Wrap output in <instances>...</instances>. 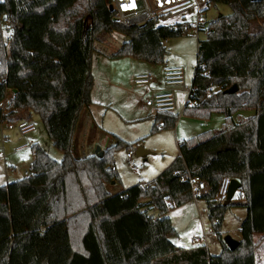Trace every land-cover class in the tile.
<instances>
[{
  "label": "trees",
  "instance_id": "16d2710c",
  "mask_svg": "<svg viewBox=\"0 0 264 264\" xmlns=\"http://www.w3.org/2000/svg\"><path fill=\"white\" fill-rule=\"evenodd\" d=\"M107 2L0 0V100L6 88L15 90L10 109L0 110V124L35 113L62 152L56 161L32 143L27 176L0 185V264H256L255 236L264 237V0H206L231 12L211 20L198 40L192 85L199 103L185 104L182 114L207 119L215 112L224 121L178 141V154L152 180L112 194L105 184L118 179L113 152L132 151L133 143L114 135L102 157L72 153L78 119L92 103L91 51L116 31L127 40L110 56L162 63L163 41L180 36L183 22L125 26ZM234 84L235 92H224ZM244 110L254 113L241 117ZM177 118L156 113L150 132L172 129ZM189 177L204 181L206 192L194 195ZM223 177L238 180L245 198L236 202L246 216L233 250L220 232L231 201L214 198ZM191 199L205 202L218 254L205 244L186 248L170 240L169 209Z\"/></svg>",
  "mask_w": 264,
  "mask_h": 264
},
{
  "label": "rangeland",
  "instance_id": "374dc122",
  "mask_svg": "<svg viewBox=\"0 0 264 264\" xmlns=\"http://www.w3.org/2000/svg\"><path fill=\"white\" fill-rule=\"evenodd\" d=\"M230 12L228 5L216 3L207 5L202 16L205 21L210 22L217 16L227 15ZM181 15L180 12L175 13L158 20L157 24L170 25L179 21L193 23L195 20L194 12L191 10L185 13L184 18H181ZM2 27H4L3 24ZM8 35V31L4 27L3 40ZM205 36L203 31L197 32L192 27L188 31H183L180 36L165 39L163 43L167 49V55L164 62L157 64L130 55L110 56L123 41L127 40V36L121 32H112L106 38L95 43L97 49L91 51L90 62L93 76V89L91 90L94 91L92 95L94 99L88 107L89 110L83 109L78 119L74 131L72 153L75 157H82L94 153L97 146L104 150L115 143L114 135L123 141L133 143V155L130 159L128 150L124 147H118L113 152L118 179L105 184L109 193H117L133 184L152 180L177 155V139L172 129L150 132L156 114L151 107L145 105L146 99L150 97V92L144 91V86L134 84L133 76L138 72H148L153 77L159 78L164 67L180 65L184 68L185 82L190 86L197 63V43ZM175 97L176 113L179 117L182 115L185 103L184 93L176 91ZM214 114L222 116L219 113ZM31 120L36 125V130L24 134L17 129V121L9 123L8 126L0 124V178L4 177L7 172L9 182L27 176L29 163L32 159L31 150L25 148L18 151L15 147L29 143L31 138L42 146L51 158L56 161L62 159L61 150L53 144L40 117L31 113ZM221 125L217 124L211 128H220ZM2 136L7 139L3 150L1 148ZM136 140L139 141L135 145ZM137 146L148 151L146 160L135 155L134 151ZM131 163L134 166H131ZM237 201L240 202V199L236 193L231 200V205L226 208L223 214L220 228L222 238L225 235L236 240L240 238L239 225L246 216V208L242 204L236 203ZM149 212L151 214L158 213L156 209ZM167 215L175 228V233L170 237L174 244L186 248L196 244H205L211 254L220 252V241L215 235L212 222L207 216L205 202L202 199L170 208ZM74 234L76 233L73 232V238ZM255 241L256 264H264V237L255 238ZM75 245L78 246L77 241Z\"/></svg>",
  "mask_w": 264,
  "mask_h": 264
},
{
  "label": "built area",
  "instance_id": "2783aa9c",
  "mask_svg": "<svg viewBox=\"0 0 264 264\" xmlns=\"http://www.w3.org/2000/svg\"><path fill=\"white\" fill-rule=\"evenodd\" d=\"M107 4L112 6L113 19L125 26L141 25L148 21H157L167 18L175 13H182L181 18L185 17V13L189 10L194 12V22H183L182 31H188L194 27L197 32L203 31L207 34L210 30V22L205 21L203 13L206 9V0H107ZM184 13V14H183ZM174 23V22H173ZM207 70L202 71L203 76L208 75ZM153 76L148 72L138 73L134 76L133 81L136 85L149 86L153 81ZM3 81V80H2ZM162 89L150 96L145 101V105L153 109L155 113L176 112L175 92L184 93L185 104L194 107L199 103L195 95L194 87L191 83L188 86L185 82L184 68L180 65L166 66L162 71ZM15 92L12 88H6L3 98L0 100V110L6 113L12 104ZM35 125L28 119L17 122V129L22 133L35 130ZM4 141V137L1 138ZM133 151L128 152V158H131ZM131 166H134L131 163ZM194 195L205 193L207 190L204 181L197 177H189ZM231 178L223 177L216 189L214 198L219 202L227 199L228 189Z\"/></svg>",
  "mask_w": 264,
  "mask_h": 264
},
{
  "label": "crops",
  "instance_id": "0c3cea01",
  "mask_svg": "<svg viewBox=\"0 0 264 264\" xmlns=\"http://www.w3.org/2000/svg\"><path fill=\"white\" fill-rule=\"evenodd\" d=\"M138 73H143V72H138ZM138 73H136V74H138ZM134 76H133V78H134ZM153 79L154 80L151 82V84L149 86L138 85V86H144L145 87V90L144 91H146L147 93L150 92V96H152L153 94L161 91V89H162V83H161L162 73H161V75H160L159 78L153 77ZM93 92L94 91L91 90V99H92V102H93V99H94V98H92ZM84 109L89 110L88 107L87 108H84ZM214 113H212L210 115V117L207 118V119L194 118V117L186 116V115H183V114L177 118L176 123H175L174 127L172 128V130L175 133V137L177 139L176 140V143H177V154H178V141H180L182 139H187V138L194 137V136H196L199 133L204 132V131L217 129L216 127L215 128H211V126H216L217 124L218 125H221V123L224 121L223 114H221L222 116H218V115H215ZM253 113H254L253 110H244V111L239 112V115L241 117H247V116H251ZM23 117L24 118L22 120L28 119V120H30L32 122V120H31V114H29V113H23ZM214 118H216V119L214 120ZM18 121H20V120H18ZM202 121H205V122L203 123ZM8 124L9 123H6V122L1 123V125H6V126H8ZM35 127H36V125H35ZM35 130H36V128H35ZM35 130H33V131H35ZM1 131H2V128H1ZM33 131H29V132H33ZM6 140L7 139L5 137H4V141L1 140V143H2L1 148H2V150L4 149V144L6 143ZM34 141L35 140L31 138L29 140V143H23V144L17 145L15 147V149H17L19 151V150H24L25 148H30V143H34ZM31 156H32V153H31ZM146 156H147V154H146ZM7 177L8 176H7V172H6L5 173V176L2 177V178H0V185H4V184H6V183L9 182V180H7L8 179ZM236 193L238 194V198L240 199V201H244V199H245L244 198V194H242V193L239 194L238 190L235 192V194ZM197 201H198V199H191V200L185 202L184 204H182L180 206L189 204L191 202H197ZM255 238H261V237L259 235H256ZM262 242H260V243H262Z\"/></svg>",
  "mask_w": 264,
  "mask_h": 264
},
{
  "label": "water",
  "instance_id": "95a60500",
  "mask_svg": "<svg viewBox=\"0 0 264 264\" xmlns=\"http://www.w3.org/2000/svg\"><path fill=\"white\" fill-rule=\"evenodd\" d=\"M108 8H109V10H112L111 5H108ZM236 90H237V86L234 84L231 87L225 89L224 92L232 93V92H235ZM14 92H15V90H14ZM134 153H135V155L143 157L144 160H146V154L148 153V151L143 149V147H141V146H137ZM94 154L97 157H102L103 156V149L100 146H97L94 150ZM239 187H240V182L238 180H236V179L230 180L227 199L224 202H222L223 205H226L230 202V200L234 196L235 192L239 189ZM223 241L230 250H233L238 245V240L232 238L229 235H225L223 237Z\"/></svg>",
  "mask_w": 264,
  "mask_h": 264
}]
</instances>
